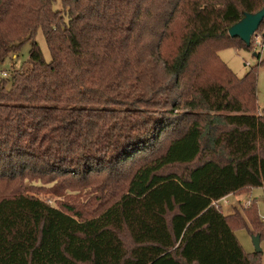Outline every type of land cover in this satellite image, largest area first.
Segmentation results:
<instances>
[{"label":"trees","instance_id":"16d2710c","mask_svg":"<svg viewBox=\"0 0 264 264\" xmlns=\"http://www.w3.org/2000/svg\"><path fill=\"white\" fill-rule=\"evenodd\" d=\"M54 1L0 0V63L31 42L29 67L0 79V264H260L234 235L242 216L219 206L264 189L257 73L237 79L216 52L251 48L227 30L264 0ZM59 182L90 188L98 214L27 190ZM255 204L242 211L261 238Z\"/></svg>","mask_w":264,"mask_h":264},{"label":"rangeland","instance_id":"374dc122","mask_svg":"<svg viewBox=\"0 0 264 264\" xmlns=\"http://www.w3.org/2000/svg\"><path fill=\"white\" fill-rule=\"evenodd\" d=\"M54 10L61 9V0H55L53 3ZM262 28L260 31H262ZM33 41L39 47L41 55L45 62L50 61V53L45 42L44 36L41 30H37L34 35ZM214 45L204 46L200 48L196 53V60L203 61L206 53L212 49ZM248 50L237 49L233 45L228 47L220 48L216 52L218 60L230 70V72L237 78L242 79L250 70H256L257 73V84H256V105L258 113H261L264 109V46L260 50H253L252 46H249ZM31 49V42H27L22 45L19 52L15 55H10L5 60L0 63V79L10 78L13 71H24L29 65L27 63L29 51ZM260 54V59L258 60L253 54ZM6 74V75H5ZM5 75V76H4ZM183 109H180V115L183 113ZM171 118V117H170ZM176 118H171L169 123L173 122L176 125ZM185 121H189L186 119ZM172 130L166 133V135L161 136L157 141L155 147L147 154L140 156L133 162H127L124 166H119V174H124L123 177L130 175L136 166L146 161L149 157H154L163 151L165 145L172 137ZM146 156V157H145ZM206 157L201 158L192 164L190 167L203 162ZM188 167V168H190ZM114 168V167H112ZM185 169L184 166H169L163 170L162 174L167 173H178L181 174ZM110 171V170H109ZM108 172V171H107ZM105 175H96L92 177L93 180L99 179ZM119 180V179H118ZM29 195H34L36 198L50 204L51 206L58 207L61 205H69L76 210L82 211L83 214L88 215L86 217H94L98 214L100 199L91 191L90 188H84V185L79 184L76 191L65 189V184L62 182L56 184H49L43 187H33L27 188ZM104 197V195H103ZM104 200V199H102ZM255 201L256 214L259 221L264 225V189L256 188L252 189L250 193L243 195H230L227 199L220 202L222 213L225 216L233 214L237 211L243 218L246 227H240L234 230V235L241 246L243 252L249 257H253L255 254L253 246V237L257 236V232L248 222L247 217H245L242 211L245 206H248L249 202ZM107 204V203H106ZM260 250L261 253L258 255L260 264H264V235L260 238Z\"/></svg>","mask_w":264,"mask_h":264},{"label":"water","instance_id":"95a60500","mask_svg":"<svg viewBox=\"0 0 264 264\" xmlns=\"http://www.w3.org/2000/svg\"><path fill=\"white\" fill-rule=\"evenodd\" d=\"M263 20L264 2L263 7L258 12L244 13L243 17L237 23L228 28L227 34L231 39H239L248 48L251 37L257 32ZM252 241L255 253H261L259 236H254Z\"/></svg>","mask_w":264,"mask_h":264},{"label":"built area","instance_id":"2783aa9c","mask_svg":"<svg viewBox=\"0 0 264 264\" xmlns=\"http://www.w3.org/2000/svg\"><path fill=\"white\" fill-rule=\"evenodd\" d=\"M250 46H252L253 50H258V49L261 50L263 48V46H264V29L262 31H260L258 29L257 32L251 37Z\"/></svg>","mask_w":264,"mask_h":264},{"label":"crops","instance_id":"0c3cea01","mask_svg":"<svg viewBox=\"0 0 264 264\" xmlns=\"http://www.w3.org/2000/svg\"><path fill=\"white\" fill-rule=\"evenodd\" d=\"M234 196H236V195H234ZM227 198H228V197H227ZM227 198H226V199H227ZM224 200H225V199H224ZM222 201H223V200H222ZM222 201H221V202H222ZM231 215H232V214H231ZM224 216H225V215H224ZM228 216H230V215H228Z\"/></svg>","mask_w":264,"mask_h":264}]
</instances>
